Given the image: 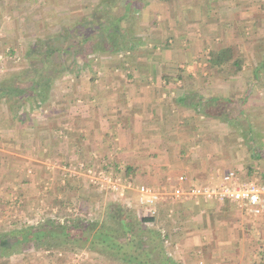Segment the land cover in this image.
Here are the masks:
<instances>
[{
    "label": "crops",
    "instance_id": "crops-1",
    "mask_svg": "<svg viewBox=\"0 0 264 264\" xmlns=\"http://www.w3.org/2000/svg\"><path fill=\"white\" fill-rule=\"evenodd\" d=\"M245 2L247 7H241L240 0H147L133 18L132 46L117 52L115 62L105 52L103 63L89 59L90 65L78 75L57 78L47 101L28 111L29 123L23 131L10 123V112H4L7 107L0 100V188L4 180L13 181L19 164L32 168L55 143V149L68 150L62 153L70 154L72 168L83 161L118 177L123 187L120 199L108 188L103 195L140 212L144 208L138 202L139 185L170 190L179 175L187 177V184H204L230 169L243 180L264 179V154H241L237 125L199 111L212 99L231 100L230 93L236 91L233 79L241 75L208 69L205 56L218 39L219 46L237 44L231 37L234 29L241 28L234 15L250 9V0ZM215 14L228 17L209 19ZM11 73H1L0 80ZM251 74L255 78V71ZM69 166H58L61 175ZM82 174L76 170L72 180H87ZM156 207L158 217L153 222L163 240L185 238L188 254L196 253L202 261H219L218 255L207 256L211 250L231 253L240 244V232H248L251 239L250 234L257 233L264 238V218H249L233 203L166 196ZM254 242L249 248L244 242L237 250L254 253L256 238ZM48 257L41 264H118L92 257L71 261Z\"/></svg>",
    "mask_w": 264,
    "mask_h": 264
},
{
    "label": "rangeland",
    "instance_id": "rangeland-1",
    "mask_svg": "<svg viewBox=\"0 0 264 264\" xmlns=\"http://www.w3.org/2000/svg\"><path fill=\"white\" fill-rule=\"evenodd\" d=\"M103 1L0 0V74L6 71L18 72L22 67H26L27 61L24 53L31 41L38 37H44L59 23L66 25L76 18L90 14L92 10L98 12V9L102 7L100 3ZM245 1L240 0L241 7H247ZM126 2L127 0L119 1V8L116 11H121ZM249 4L250 9L242 8L245 10L234 15L236 17L235 21L241 28L238 31L234 29V36L231 37L237 44L233 43L225 47L221 44L219 46L221 40L218 39L213 44L215 48L212 45L205 56L207 59L211 51L229 47L232 55L230 60L235 59V61H238L237 66L240 68L235 67L231 62L222 70L227 74L234 72V74L241 75L239 78L233 79L235 80L234 86L237 85V87L236 91H232L230 95L233 115L236 117L235 125H237V131L241 135V140H237L236 143L240 145L241 154L246 156L250 152L253 153L255 149L264 154V65L258 68L259 63L264 58V0H250ZM66 7L71 9H64ZM216 8L217 6L213 9ZM42 11H44L45 15H43ZM220 15H212L209 19H216ZM227 17L224 16L222 18L221 15V18L224 19L223 21H226ZM206 47L209 46L207 45ZM104 53L91 54L88 59L95 64L103 63L107 58L106 54V58H104ZM116 53L117 51L108 53L109 59H112L110 60L111 62L114 61ZM207 68L214 69L215 67L208 65ZM255 70L258 73L257 78H253L251 74ZM242 72L246 74L242 75ZM60 77L62 76L60 75L58 78ZM56 80L53 81V84H56ZM61 82L64 84L67 81L61 79ZM247 88L249 91H247ZM244 90L246 93L248 92L246 95ZM243 106H246V108L244 109ZM248 123H252L254 130L252 133L248 130ZM227 127L231 128L230 130L235 129L234 125H227ZM255 131L257 132L256 137ZM234 138L235 136L230 137V139ZM61 140L59 139V142ZM53 147L54 149H49L46 152V156L37 158L33 162L34 166L32 168H30V164H19L14 179L13 177L11 178L13 181L4 180L6 181L2 186L4 188H0V234L5 233L11 235L7 237H12V231L21 229L24 225H35L46 218L59 217L60 221L65 220L67 223H70L69 221L71 220L69 219L74 216L85 217L89 221L99 222L108 218L107 208L111 199L104 196L102 192H100L102 194L96 191L92 192L90 187H88L89 185L85 183L87 180H77L75 182L72 180L74 177L68 176L66 172L61 175L62 170L58 166L62 167V164L71 166L72 158L70 154L62 153V150H65L64 152L68 151L66 148H57L59 151L58 156L56 154L57 149H55L57 143ZM25 160L27 161L28 159L25 158ZM248 160L250 159L248 158ZM48 164L53 165V167L47 169ZM83 176L86 178L85 175ZM128 208L137 218L143 216V212L138 211L136 207L128 206ZM157 217L158 209L154 218L156 219ZM146 225L158 229V225L155 222H148ZM244 229L248 230V227ZM258 234L255 235L258 236ZM252 235L254 234H250L251 239L248 232H240L237 239L240 244L237 248L239 250L243 249L244 242H246L245 247L248 246V248L251 245H255L253 241L256 238L257 249L254 250V253L247 254L245 251L244 253L240 251V253L235 247L231 253L224 255L216 254V250L213 253L211 250L208 252V257L220 256L219 261L216 263L210 260L202 261L201 258L198 259V254L196 253L188 254V249L184 246L185 238L181 239L182 242L181 240H179L180 242H171L170 239L168 241L164 239L163 244L166 252L179 264H264V249H262L264 247V238L260 237V235L258 237ZM51 244L56 245L51 246ZM71 246H74V248ZM212 247L216 246L213 245ZM234 252L235 254H233ZM80 256L83 260L92 257V259L97 261L107 259V261L112 260L115 263L118 262V264H126L106 252L92 250L86 248V246L80 248L69 244L59 245V242L55 241L50 244L44 243L42 246L31 244L20 251H11L8 255L0 256V264H41L44 258L47 257L48 259L55 257L71 261L72 258L80 259Z\"/></svg>",
    "mask_w": 264,
    "mask_h": 264
},
{
    "label": "trees",
    "instance_id": "trees-1",
    "mask_svg": "<svg viewBox=\"0 0 264 264\" xmlns=\"http://www.w3.org/2000/svg\"><path fill=\"white\" fill-rule=\"evenodd\" d=\"M119 1L104 0L98 12L92 10L90 14L66 25L59 23L44 37L29 43L24 53L26 67L0 80V100L7 107L4 112H10L8 119L11 124L17 123L23 131L25 124L29 123L28 111L41 107L47 101L53 81L60 75H78L80 70L90 65L89 55L126 51L132 46L136 22L133 18L147 0H127L123 9L116 11ZM230 52L229 47L211 51L207 64L222 70L232 62L236 67L238 61L230 60ZM262 65L264 58L258 68ZM256 70L255 78L258 77ZM199 111L206 117L235 124L230 99H212ZM247 127L250 133L254 131L252 123H248ZM256 134L255 131V137ZM259 154L255 149L252 155ZM107 217L99 222L74 216L69 219L70 223L60 221L59 217L46 218L35 225H24L12 231V237L2 233L0 256L20 251L31 244L42 246L55 241L59 245L86 246L106 252L126 264H179L166 252L161 232L146 225L153 222L154 217L137 218L127 206L115 200L108 205Z\"/></svg>",
    "mask_w": 264,
    "mask_h": 264
},
{
    "label": "built area",
    "instance_id": "built-area-1",
    "mask_svg": "<svg viewBox=\"0 0 264 264\" xmlns=\"http://www.w3.org/2000/svg\"><path fill=\"white\" fill-rule=\"evenodd\" d=\"M53 165H48L47 169ZM76 170L83 171L87 182L93 185L99 192H113L115 199H120L123 194V187L118 177H112L104 169H97L88 166L81 161L78 166L65 169L68 176L76 174ZM78 173V172H77ZM187 177L179 175L177 182L171 186L170 190L149 185H139L137 187L138 202L144 208L146 216L154 217L157 213L156 204L164 200L166 196L171 198L198 199L233 203L245 215L264 218V179L240 178L236 170L230 169L222 173L217 180L208 183H186Z\"/></svg>",
    "mask_w": 264,
    "mask_h": 264
}]
</instances>
